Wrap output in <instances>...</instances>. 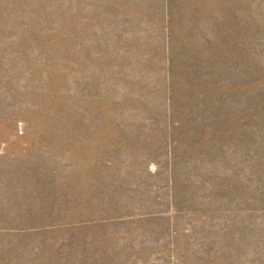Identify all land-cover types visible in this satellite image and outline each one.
Segmentation results:
<instances>
[{
    "label": "rangeland",
    "instance_id": "1",
    "mask_svg": "<svg viewBox=\"0 0 264 264\" xmlns=\"http://www.w3.org/2000/svg\"><path fill=\"white\" fill-rule=\"evenodd\" d=\"M0 264H264V0H0Z\"/></svg>",
    "mask_w": 264,
    "mask_h": 264
}]
</instances>
